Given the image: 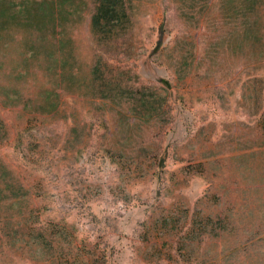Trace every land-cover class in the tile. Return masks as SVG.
Listing matches in <instances>:
<instances>
[{"label":"rangeland","instance_id":"1","mask_svg":"<svg viewBox=\"0 0 264 264\" xmlns=\"http://www.w3.org/2000/svg\"><path fill=\"white\" fill-rule=\"evenodd\" d=\"M38 2L0 0V264H264V0H127L109 36L87 0L66 78Z\"/></svg>","mask_w":264,"mask_h":264},{"label":"trees","instance_id":"2","mask_svg":"<svg viewBox=\"0 0 264 264\" xmlns=\"http://www.w3.org/2000/svg\"><path fill=\"white\" fill-rule=\"evenodd\" d=\"M29 0H25L28 2ZM96 10L92 18V29L100 35L109 36L114 31L125 30L130 21L127 0H93ZM253 4L255 0H250ZM87 0H39L35 15L33 9L22 4L21 11L25 12L27 25L37 31L32 41L45 51L47 72L56 71L59 78H66V70L70 63L68 46L72 41L69 30L73 18L82 12ZM15 17V15H14ZM38 47V46H37ZM45 68V66H43ZM57 78V77H55ZM61 79H59L60 83Z\"/></svg>","mask_w":264,"mask_h":264}]
</instances>
